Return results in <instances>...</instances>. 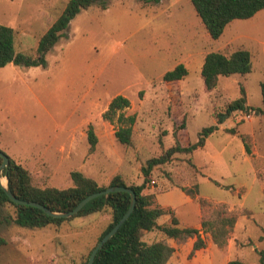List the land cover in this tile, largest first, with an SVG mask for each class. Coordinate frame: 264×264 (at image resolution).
Returning <instances> with one entry per match:
<instances>
[{"label":"rangeland","instance_id":"374dc122","mask_svg":"<svg viewBox=\"0 0 264 264\" xmlns=\"http://www.w3.org/2000/svg\"><path fill=\"white\" fill-rule=\"evenodd\" d=\"M67 1L0 0V23L14 28L15 49L34 55L40 37ZM107 2L106 8L92 4L71 21L48 52L46 66L11 62L0 67L2 149L40 187L72 186L73 170L104 186L116 174L128 184L145 181L144 192L153 193L155 204L167 209L158 223L171 224L173 216L181 226L200 223L206 246L194 253L197 264H227L235 258L258 264V250H264V115L235 111L203 147L173 153L147 176L143 167L172 146L195 142L199 131L217 123L218 112L241 95V85L248 104L263 106L264 8L252 17L233 19L213 38L191 0ZM240 48L251 52V71L222 75L215 89L206 90L205 55ZM181 62L188 73L181 80L165 81L164 73ZM117 94L130 98L127 113L137 116L128 145L116 139L117 124L103 117ZM90 124L98 137L94 148L88 138ZM184 187L199 191L197 196L208 204L202 208ZM221 209L236 213L238 220L225 246L218 247L201 221L215 220ZM111 220L107 208L42 228L3 223L0 232L7 243L0 246V264L80 262ZM143 239L179 247L180 253L167 264H192L189 254L196 237L180 241L154 229L145 231Z\"/></svg>","mask_w":264,"mask_h":264},{"label":"trees","instance_id":"16d2710c","mask_svg":"<svg viewBox=\"0 0 264 264\" xmlns=\"http://www.w3.org/2000/svg\"><path fill=\"white\" fill-rule=\"evenodd\" d=\"M145 2L151 0H144ZM157 1V0H155ZM198 15L213 38H218L224 32L229 22L236 18H249L264 8V0H191ZM98 4L103 8L108 6L107 0H68L62 12L57 16L45 33L40 37L34 55L26 54L15 49V30L12 26L0 23V67L8 63L22 64L24 66L47 65V54L59 42L68 30L71 21L84 9L92 4ZM252 68L251 52L240 48L230 54L221 51H211L205 55L202 66V77L206 90L215 89L220 76L235 73H248ZM188 73L184 63L177 64L167 70L163 79L165 81L181 80ZM263 106H252L247 102L245 87L241 85V95L231 100L224 111L217 114V123L205 126L199 131V137L195 142L187 146L179 144L170 147L164 154L148 159L143 172L147 176L152 167L168 160L177 151L193 152L203 147L209 135L219 129V123H223L235 111H254L264 115V79L261 82ZM131 104L130 98L117 94L114 96L103 117L117 124L115 130L116 139L122 144H131L133 140L134 124L137 116L135 113H127ZM235 133V129H228ZM88 138L92 148L98 142L94 126L90 124ZM248 153L251 148L244 139ZM0 149L1 142H0ZM4 151V150H3ZM10 163L1 172V177L9 179V186L19 198L43 203L53 210L68 211L73 209L84 197L90 193L100 191L110 185H124L135 190L137 195L136 206L129 218L119 230L98 251L94 264H167L173 255L175 248L165 240L147 242L143 239L145 231L160 230L166 236L185 241L189 237H196L193 248L189 254L194 255L196 250L206 246L201 231L193 226H181L177 217L173 216L171 224H160L158 218L167 213V209L155 204L154 194L145 193V181L139 184H128L121 174H116L108 186L99 182L79 170L71 172L74 182L72 186L59 188L55 186L40 187L32 181L31 172L15 158L9 155ZM3 157L0 155V167ZM183 190L190 196L197 198L202 208L208 204V199L197 196L199 191L193 192L187 188ZM131 194L127 191H112L102 194L89 201L77 214L70 217H55L49 215L39 207L14 202L6 193L0 180V225L7 222L28 228H42L49 224H61L79 216H86L107 208L111 210L112 220L99 237V240L110 231L121 219L129 208ZM14 208V211L10 210ZM238 215L227 213L221 209L215 220L203 219L201 226L204 231L210 232L218 247L227 243V237L233 230ZM98 240V241H99ZM7 243V238L0 232V246ZM91 251L87 257L74 264H87ZM259 263L264 264V250H258ZM227 264H246L245 261L235 258L227 261Z\"/></svg>","mask_w":264,"mask_h":264},{"label":"water","instance_id":"95a60500","mask_svg":"<svg viewBox=\"0 0 264 264\" xmlns=\"http://www.w3.org/2000/svg\"><path fill=\"white\" fill-rule=\"evenodd\" d=\"M0 155L3 157V163L0 167V180L2 185L5 187L6 193L8 196L16 203L20 204H27V205H32L41 208L44 210L46 213L49 215L55 216V217H70L72 215L77 214L89 201L94 199L95 197H98L102 194H106L112 191H127L131 194V203L125 214L121 217V219L113 226V228L108 231L98 242L97 244L93 247L87 264H94L96 255L98 251L104 246V244L119 230V228L123 225V223L129 218L133 210L135 209L136 206V201H137V195L136 192L133 188L124 186V185H110L100 191H96L93 193H90L86 197H84L73 209L68 210V211H57L53 210L47 205L40 203L38 201H33V200H26L19 198L16 196L12 189L9 186V179L7 178V183L4 184L2 182V177H1V172L2 170L7 167L10 163V158L9 154H7L5 151L0 149Z\"/></svg>","mask_w":264,"mask_h":264},{"label":"crops","instance_id":"0c3cea01","mask_svg":"<svg viewBox=\"0 0 264 264\" xmlns=\"http://www.w3.org/2000/svg\"><path fill=\"white\" fill-rule=\"evenodd\" d=\"M200 224V223H199ZM198 224V225H199ZM198 225H196L195 227H197ZM191 244H193V242L191 241ZM173 246H176V249H175V251H174V254H173V257H176L177 256V254H179L180 253V250H179V247H177V245H175V244H172ZM189 247H190V245H188ZM197 257L196 256H193V258L191 259V262H192V264H197L196 262H195V259H196Z\"/></svg>","mask_w":264,"mask_h":264},{"label":"built area","instance_id":"2783aa9c","mask_svg":"<svg viewBox=\"0 0 264 264\" xmlns=\"http://www.w3.org/2000/svg\"><path fill=\"white\" fill-rule=\"evenodd\" d=\"M152 182H153V183H156V180H155V179H152Z\"/></svg>","mask_w":264,"mask_h":264}]
</instances>
